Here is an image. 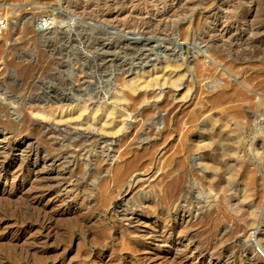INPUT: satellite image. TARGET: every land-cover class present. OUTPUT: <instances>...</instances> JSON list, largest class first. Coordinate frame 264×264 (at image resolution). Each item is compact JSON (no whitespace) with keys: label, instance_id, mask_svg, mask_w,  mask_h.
<instances>
[{"label":"rangeland","instance_id":"obj_1","mask_svg":"<svg viewBox=\"0 0 264 264\" xmlns=\"http://www.w3.org/2000/svg\"><path fill=\"white\" fill-rule=\"evenodd\" d=\"M0 16L8 20L0 38V176L20 170L32 177L30 188L50 195L46 199L65 195V202L35 210L9 190L10 179L0 187L7 189L0 194V264H96V249L109 252L112 244L83 245L82 217L103 220L110 234L125 229L130 209L146 219L180 217L176 198L190 202L194 218L203 215L204 223L181 235L193 262L264 264V253H256L264 251V0H0ZM46 16L56 26L40 34L36 23ZM176 41L183 43L180 54ZM158 62L175 64L178 87L164 82L155 94L114 103L125 115L122 126L113 122L92 132L86 123L74 126L78 114L68 120L73 124L41 119L53 126L51 133L28 112L32 101L65 106L71 103L60 101L82 98L76 88L82 82L104 96L115 77ZM116 167L130 168L122 180ZM176 176L179 184L169 190ZM62 210L71 213L56 214ZM42 212L52 216L46 230ZM254 230L259 246L248 249ZM32 236L40 242L34 249ZM41 247L51 249V257L39 262ZM119 257L115 264H124Z\"/></svg>","mask_w":264,"mask_h":264},{"label":"bare ground","instance_id":"obj_2","mask_svg":"<svg viewBox=\"0 0 264 264\" xmlns=\"http://www.w3.org/2000/svg\"><path fill=\"white\" fill-rule=\"evenodd\" d=\"M252 14V13H251ZM252 18V17H251ZM61 23L57 21V24ZM54 25L56 26V20H54ZM55 28V27H54ZM53 28V29H54ZM58 28V27H57ZM51 29V30H53ZM51 30H47V31H43L40 34H46ZM247 31V30H246ZM170 44V43H169ZM172 45V44H171ZM173 49H177V53L180 54L182 51V46L183 43L176 41L173 45ZM1 51V50H0ZM176 51V50H175ZM173 51V52H175ZM176 53V54H177ZM205 53V52H204ZM170 56V55H169ZM179 56V55H178ZM209 56V55H208ZM164 57V56H163ZM207 57V56H205ZM219 57V56H218ZM206 59V58H205ZM165 60V59H164ZM170 60V59H169ZM198 61V59H197ZM204 61V59H203ZM190 62V61H189ZM203 63V62H202ZM214 63V62H213ZM176 66L174 64V67L171 66V64L164 62V63H151V68H149L148 70L145 71H137V72H131L130 74H127L126 76L123 77H119V78H114L113 83L111 86H113V89L108 88L107 90L104 91V96H101V94L98 92V89L96 86L93 85L95 90H88L89 87H92V83L90 82H85L84 84H79L76 85V88L78 89V93L80 92L82 95V98H73L71 97V99L69 100H64V101H60L61 103H66V102H70L71 104L69 105H65V106H48V100L47 101H32L30 102V104H34L36 106L31 107L28 106V112L30 111L32 114L37 115L39 117V119L37 118V125L40 123L41 126H47L49 129L48 131H50L52 133L53 131V126L51 127V125H48L45 123L43 124V120L41 119H48V120H56L58 121V123L61 122H66V123H72L71 121V115L73 114H78V117H82L80 122H77L74 124V126L77 127H82L84 126V123H86L87 125H89V130L92 132H102L106 130V126L109 127V125L113 122H119V124H121V126L125 123V115L122 113V111H119L115 108L114 103L117 102H125L128 99H132V101L136 98H133L134 95H138V93H141V95L143 97H146V93L149 91H151L150 94H155L154 89L155 87H157L158 85H160L161 83L163 84L164 82H167V84L165 83V85H168V83L173 87H178V81H180L181 79V75L178 74V72H176ZM143 69V68H142ZM141 69V70H142ZM221 76V75H220ZM86 78V77H85ZM94 79V78H93ZM217 79V78H216ZM88 80V79H87ZM90 80V79H89ZM101 82V81H100ZM220 82V81H219ZM29 84V83H28ZM78 84V83H77ZM163 85V86H165ZM84 86V88H82ZM170 87V86H168ZM162 87H160L161 89ZM241 90V89H240ZM76 92V93H77ZM77 93V94H78ZM239 93V92H238ZM186 94V93H185ZM240 94V93H239ZM140 95V94H139ZM158 94H156L155 96H157ZM65 97V96H64ZM78 97V96H77ZM237 97V96H236ZM246 97V95H245ZM141 98V97H140ZM182 98V97H181ZM45 99V98H44ZM65 99V98H64ZM245 100H247L246 98H243ZM61 100V99H60ZM242 100V103L243 101ZM50 102V100H49ZM75 104H72L74 103ZM173 102V101H172ZM247 102V101H246ZM27 103V102H26ZM29 103V102H28ZM56 103V102H55ZM58 103V102H57ZM168 103V102H167ZM127 104V103H126ZM246 104V103H245ZM256 105V104H255ZM249 106V105H248ZM245 108V107H243ZM14 109V108H13ZM221 109V108H220ZM254 109V108H253ZM14 111V110H13ZM194 112V111H193ZM239 112V111H238ZM30 113V114H31ZM244 113V112H243ZM231 114V113H230ZM245 114V113H244ZM242 114V115H244ZM12 115V114H11ZM241 115V114H240ZM246 115V114H245ZM244 115V116H245ZM1 116V115H0ZM23 116V115H22ZM27 116V115H26ZM77 117V118H78ZM242 117V116H241ZM22 118V117H21ZM27 118V117H26ZM25 118V119H26ZM79 118V120H80ZM243 118V117H242ZM32 118H30L28 116V119H26L27 121H32ZM232 119V118H231ZM234 119V118H233ZM232 119V120H233ZM245 118H243L244 120ZM24 120V119H23ZM70 120V121H68ZM134 120V119H133ZM186 120V119H185ZM223 120V119H222ZM237 120V119H236ZM22 121V119H21ZM20 121V122H21ZM26 121V122H27ZM183 121V120H182ZM239 121V120H238ZM25 122V121H24ZM244 122H246L244 120ZM22 123V122H21ZM229 123V122H228ZM73 124V123H72ZM98 124V125H97ZM184 125V123H182ZM223 124V123H222ZM186 125V124H185ZM188 125V124H187ZM244 125V124H243ZM256 126H259L258 123H256ZM88 127V126H87ZM223 127V126H222ZM52 128V129H51ZM46 129V127L44 128ZM43 129V131H44ZM56 129V128H55ZM108 129V128H107ZM119 129V128H118ZM37 130V129H36ZM60 130V129H59ZM55 131V130H54ZM69 131V130H68ZM47 132V131H46ZM73 132V131H72ZM180 132V131H179ZM38 133V132H37ZM58 133V132H57ZM36 135V134H35ZM58 135V134H57ZM64 135V134H63ZM46 136V135H45ZM56 136V135H55ZM66 136V135H65ZM63 137V136H62ZM87 137V136H86ZM45 138V137H44ZM55 138V137H54ZM73 138V137H72ZM76 138V137H75ZM78 138V137H77ZM41 139V138H40ZM60 139V138H59ZM91 139V138H90ZM46 140V139H45ZM52 141V140H51ZM54 142V141H53ZM84 142V141H83ZM178 142V141H177ZM48 145V144H47ZM60 146V145H59ZM51 147V146H50ZM60 148V147H59ZM65 148V147H64ZM51 149V148H50ZM62 149V148H61ZM148 151V150H147ZM263 152V151H262ZM101 154V153H100ZM105 156V155H104ZM59 157V156H58ZM106 157H110L109 154L106 155ZM154 157V156H153ZM57 158V157H56ZM105 158V157H103ZM63 159V158H62ZM61 159V160H62ZM113 159V156H112ZM59 162V161H58ZM42 163V162H41ZM110 163V162H109ZM127 163V162H126ZM179 164V162H178ZM199 164V163H198ZM111 163L108 165V167H111ZM127 164H125V167ZM61 166V165H60ZM114 166V165H112ZM177 166V165H175ZM44 168V166H42ZM215 167V166H214ZM42 168V169H43ZM177 168V167H176ZM204 168V166L202 167ZM120 169V168H119ZM125 169V168H124ZM127 169L130 168H126V171H120L117 169V167L114 169V172H116V176H117V180H122L123 178H125L127 176ZM133 170V169H132ZM92 171V170H91ZM95 171V170H94ZM173 171V170H172ZM35 172V171H34ZM186 172V171H185ZM22 171H15V172H11L4 175V176H0V187L3 185H6L7 182H9L8 180H11V183L8 185V187L10 188L9 190L13 192H15V195H19L20 199H24L28 202V207L31 208H38V209H43L45 208L48 204L50 207V202L53 204L55 202H65V200L63 201L64 198L59 197L58 198H47L46 193H37V191L35 189H32L33 187L30 188V185L33 184V180L31 179L32 177L29 178V176H21L22 175ZM107 173V172H106ZM131 173V172H130ZM178 173V172H176ZM92 174V173H91ZM102 174V173H101ZM115 175V173H114ZM129 175V174H128ZM168 175V174H167ZM170 175V174H169ZM187 175V174H186ZM189 175V174H188ZM191 175V174H190ZM132 176V174H131ZM130 176V178H131ZM19 180V178H21ZM34 177V176H33ZM49 177V176H48ZM92 177V176H91ZM160 177V176H159ZM169 176H167L166 178H168ZM38 178V177H36ZM41 178V177H40ZM99 178V177H98ZM113 178V177H112ZM183 178V177H182ZM178 177H172L171 178V183L174 182L173 184H171V186L169 187V190L172 188V191L175 187H177V185L179 184V180H177ZM185 179V178H184ZM91 180V179H90ZM129 180V178H128ZM127 180V181H128ZM193 180V179H192ZM39 181V180H38ZM251 181V180H250ZM94 182V181H93ZM120 182V181H119ZM122 182V181H121ZM181 182V181H180ZM49 183V182H48ZM60 183V182H59ZM110 183V182H109ZM169 183V182H168ZM75 184V183H74ZM93 185V183H90ZM186 184V183H184ZM40 185V184H39ZM64 185V184H63ZM91 185V186H92ZM156 185V184H155ZM169 185V184H168ZM38 186V185H37ZM53 186V185H52ZM83 186V185H82ZM187 186V185H186ZM185 186L187 191V194H190V187L187 188ZM36 187V186H35ZM45 187V186H44ZM87 187V186H86ZM162 187V186H161ZM174 187V188H173ZM183 187V185H182ZM101 188V187H100ZM4 188L3 190H0V194L3 195L5 192ZM7 190V189H6ZM167 191V188L165 189ZM85 191V190H84ZM211 191V190H210ZM41 192V191H40ZM56 192V191H55ZM93 192V189H92ZM171 192V191H170ZM169 192V193H170ZM65 193V192H64ZM63 193V194H64ZM67 193V192H66ZM119 193V192H118ZM185 193V192H184ZM208 193V192H207ZM246 193L249 194V190H246ZM10 194V193H9ZM164 194V193H163ZM166 194V193H165ZM186 194V193H185ZM210 194V192H209ZM83 195V194H82ZM168 195V194H167ZM171 195V193H170ZM169 195V198H171L172 196ZM191 195V194H190ZM50 196V195H49ZM177 196V195H176ZM175 196V197H176ZM225 196V194H224ZM55 197V196H54ZM168 197V196H167ZM189 198V195L186 196ZM191 197V196H190ZM246 197V196H244ZM183 198V197H182ZM19 199V200H20ZM61 201H60V200ZM94 199V198H93ZM92 199V200H93ZM106 199V198H105ZM104 199V202L106 201ZM185 199V198H183ZM192 199V198H191ZM194 199V198H193ZM16 200V199H15ZM18 200V201H19ZM170 200V199H169ZM187 200V199H186ZM200 200V199H199ZM14 201V200H13ZM23 201V200H22ZM183 201V200H182ZM190 201V200H189ZM237 200L236 202L233 203V207L235 208V204H238ZM250 201V200H249ZM25 202V201H24ZM26 202V203H27ZM175 202V200H173V203ZM204 202V201H203ZM233 202V201H231ZM58 203V204H59ZM185 203V201H184ZM190 203V202H189ZM189 203H185L181 204V199L176 198V203H174L173 208L177 209L179 211V213H181L180 217L175 216L171 221L169 220L168 217L171 218V214H166V217H162L160 219V217H155L153 219H146L143 218L141 215L139 216H135V212L134 210L130 212H125V214L123 215L125 221H127L126 223V227L124 225H122L123 227H125V229H123L122 231H113V233H105L104 232V224H103V220H99V221H95L92 222L89 219L87 220L82 219L80 220V229H81V243L83 245H95L98 247V245H107V244H112L109 252L101 249L99 247V249L97 248L96 251L94 252V261L96 264H115V258L119 257L117 256V254L119 253V255L124 258V264H204V260L203 261H198V262H193V253L191 252V250L189 249L188 245H183L182 241L186 240V236L181 237L182 233H185L186 235H188V228H192L193 223H195V225L197 224H202L204 222L201 221V218L203 219V215L200 216L198 218H194L195 216H192L193 214L191 213L190 210V206ZM87 204V203H86ZM90 204V203H89ZM143 204V203H142ZM169 204V202H168ZM200 204V203H199ZM22 205V204H21ZM60 205V204H59ZM64 205V204H62ZM147 205V204H146ZM172 205V204H171ZM202 205V204H201ZM240 204H238L239 206ZM54 206V205H53ZM58 206V205H57ZM89 206V205H88ZM91 206V205H90ZM169 206V205H168ZM203 206V205H202ZM26 207V206H25ZM24 207V208H25ZM52 207V206H51ZM62 207V206H61ZM78 207V205H77ZM133 207V206H132ZM200 207V206H199ZM247 208H249V204L246 206ZM30 208V209H31ZM54 208V207H53ZM58 208V207H57ZM63 208V207H62ZM88 208V207H87ZM130 208V207H129ZM245 208V207H244ZM37 209V210H38ZM51 209V208H50ZM74 209V208H73ZM72 209V210H73ZM84 209V208H83ZM133 209V208H132ZM141 209V208H140ZM172 209V207H171ZM170 209V210H171ZM250 209V208H249ZM21 210V209H20ZM36 210V209H35ZM52 210V209H51ZM71 210V209H70ZM82 210V209H81ZM107 210V209H106ZM194 210V209H193ZM198 210V208H197ZM203 210V208H202ZM205 210V209H204ZM218 210V209H217ZM33 211V209L31 210ZM44 211V210H43ZM68 212H66L65 210L59 211L56 214L57 215H66V214H70L71 212L69 210H67ZM75 211V210H73ZM124 211V210H122ZM127 211V210H125ZM215 211V210H214ZM223 211V210H222ZM53 212V211H52ZM77 212V210H76ZM103 213V211H101ZM116 212V211H115ZM194 212V211H193ZM199 212V211H198ZM197 212V213H198ZM236 212H238V217L241 215L242 216V211L241 210H236ZM252 212V211H251ZM23 213V211H22ZM21 213V214H22ZM37 212H35L36 214ZM54 213V212H53ZM74 213V212H73ZM122 213V212H121ZM178 213V214H179ZM223 213V212H221ZM39 214V213H38ZM43 214V212H42ZM55 214V213H54ZM226 214V213H225ZM52 215V214H51ZM73 215V214H72ZM79 215V214H78ZM84 215V213H83ZM89 215V214H87ZM98 215V214H97ZM101 215V214H100ZM104 215V213H103ZM102 215V216H103ZM217 215V214H216ZM214 215V216H216ZM37 216V214H36ZM40 216V215H39ZM82 216L81 212H80V217ZM85 216V215H84ZM96 216V215H95ZM117 216V214H116ZM164 216V215H163ZM168 216V217H167ZM225 216V215H224ZM236 216V217H237ZM33 217V216H31ZM35 217V215H34ZM41 217V216H40ZM62 217V216H61ZM88 218V216H86ZM91 217V216H90ZM106 217V216H105ZM120 217V216H119ZM173 217V216H172ZM65 218V217H63ZM69 218V217H68ZM78 217L76 216V219ZM102 217H100L101 219ZM114 218V217H113ZM223 218V217H222ZM225 218V217H224ZM42 219V220H41ZM41 228H45L49 227L50 228V223L52 220V216L48 215L45 213L42 215L41 217ZM97 219V218H96ZM200 219V220H199ZM217 219V218H216ZM98 220V219H97ZM105 220V219H104ZM78 221V219H77ZM76 221V222H77ZM108 221V220H107ZM114 221V220H113ZM119 221V220H118ZM230 221V220H229ZM237 221V220H236ZM106 222V221H105ZM116 223V222H115ZM118 223V222H117ZM228 223V222H227ZM39 224V225H40ZM120 224V223H119ZM234 224V222H233ZM20 225V224H19ZM109 225V224H108ZM194 225V226H195ZM21 226V225H20ZM79 226V225H78ZM77 226V227H78ZM201 226V225H200ZM239 226L241 232L245 230V227L242 225H237ZM236 226V227H237ZM76 227V229H77ZM261 227V226H260ZM47 228V229H49ZM55 228V227H54ZM118 228V227H117ZM212 228V227H211ZM238 228V229H239ZM259 228V227H258ZM232 229V228H231ZM237 229V232H238ZM42 230V229H41ZM40 230V231H41ZM44 230V229H43ZM230 230V229H229ZM234 230V229H233ZM39 231V232H40ZM231 231V230H230ZM236 231V230H235ZM234 231V232H235ZM239 231V232H240ZM56 232V231H55ZM227 232V231H226ZM235 232V233H237ZM36 233V232H35ZM41 233V232H40ZM207 233V232H206ZM252 233V236L250 237V239H248L249 241H246V245H248V249L253 248L254 246H259L258 244V237L257 234H255V230ZM250 233V234H251ZM80 234V233H79ZM229 234V233H228ZM31 235V234H30ZM40 235V234H39ZM49 235V234H48ZM55 235V234H54ZM264 235V234H263ZM45 236V235H44ZM176 236V237H174ZM250 236V235H249ZM33 237V236H32ZM31 237V238H32ZM185 237V238H184ZM234 237V236H233ZM31 240V241H30ZM29 244H31V248L34 249L35 245H37V243L39 242L38 238H32L30 239ZM179 240V245H177L176 241ZM188 240V239H187ZM53 241V240H52ZM68 241V240H67ZM66 241V242H67ZM219 241V240H218ZM65 242V243H66ZM188 242V241H187ZM40 243V242H39ZM64 243V244H65ZM68 243V242H67ZM78 243V242H77ZM87 243V244H86ZM79 244V243H78ZM77 244V245H78ZM242 244V243H241ZM40 245V244H39ZM89 245V246H90ZM221 245V244H220ZM219 245V246H220ZM240 245V244H239ZM245 245V244H244ZM88 246V247H89ZM225 246V245H224ZM30 247V246H29ZM28 247V248H29ZM62 247V246H61ZM87 247V248H88ZM105 247V246H104ZM127 248L126 251H124V248ZM250 247V248H249ZM40 248V247H39ZM37 248V249H39ZM42 248V247H41ZM35 249V250H37ZM84 249V248H83ZM95 249V248H94ZM93 249V250H94ZM207 249V248H206ZM51 250V249H50ZM49 250V251H50ZM89 250V249H88ZM214 250V249H213ZM232 250V249H231ZM242 249H240L241 251ZM40 260H45L44 258H46L47 256H45L49 251L46 249H40ZM124 251V252H123ZM246 251V250H245ZM253 251V250H251ZM250 251V252H251ZM254 251L255 248H254ZM29 252V251H28ZM80 256H84L82 259H88L89 257L87 256V253L84 252L82 249H80ZM123 252V253H121ZM260 253L263 254L264 251L260 248L257 247V251L256 253ZM263 252V253H262ZM27 253V251H26ZM34 253V252H33ZM212 253V251H211ZM21 254V253H20ZM28 254V253H27ZM26 254V257H27ZM30 254V252H29ZM49 254V253H48ZM14 255V254H13ZM198 255V254H197ZM249 255V254H248ZM25 256V255H24ZM79 256V257H80ZM87 256V257H85ZM250 256V255H249ZM15 257V256H13ZM50 254H49V258L50 259ZM121 257H119V259H121ZM20 258V257H19ZM22 258V257H21ZM29 258V257H28ZM92 258V257H91ZM18 260V258H16ZM118 259V260H119ZM209 259V258H207ZM218 259V258H217ZM196 260V259H195ZM253 260V258H252ZM36 261V260H35ZM87 261V260H86ZM68 262V261H67ZM66 262V263H67ZM119 263V262H118ZM40 264V263H38ZM65 264V263H64ZM69 264V263H68ZM207 264H214L211 261H208ZM216 264V263H215ZM225 264V263H224Z\"/></svg>","mask_w":264,"mask_h":264},{"label":"built area","instance_id":"obj_3","mask_svg":"<svg viewBox=\"0 0 264 264\" xmlns=\"http://www.w3.org/2000/svg\"><path fill=\"white\" fill-rule=\"evenodd\" d=\"M54 18L52 16H46L45 18L40 19L36 23V30L38 33L43 31L51 30L55 27ZM8 32V20L6 17L0 16V38L6 35Z\"/></svg>","mask_w":264,"mask_h":264}]
</instances>
